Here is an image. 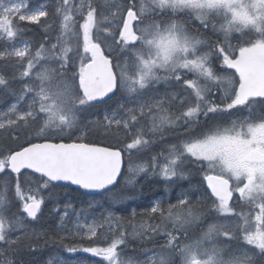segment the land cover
I'll return each instance as SVG.
<instances>
[{"label": "snow or ice", "instance_id": "1", "mask_svg": "<svg viewBox=\"0 0 264 264\" xmlns=\"http://www.w3.org/2000/svg\"><path fill=\"white\" fill-rule=\"evenodd\" d=\"M42 21L34 48L20 25ZM0 61L20 69L0 74L15 97L0 134L16 142L0 146V264H41L48 245L98 264H264V0H0ZM157 144L150 163L132 162ZM141 178L190 186L117 215ZM72 186L108 208L61 211L57 189ZM46 200L51 233L26 224ZM133 238L155 245L147 259L125 255Z\"/></svg>", "mask_w": 264, "mask_h": 264}, {"label": "trees", "instance_id": "2", "mask_svg": "<svg viewBox=\"0 0 264 264\" xmlns=\"http://www.w3.org/2000/svg\"><path fill=\"white\" fill-rule=\"evenodd\" d=\"M40 0H30L32 5H35L39 2ZM49 2V0H47ZM49 23H51V21H49ZM43 25L44 22L42 21L41 24L37 25V24H28V23H24L21 24L20 26L24 29H26V35L25 38L26 39H30L33 42V47L35 48V46H37L39 43L43 42L45 39V33L43 31ZM50 35H55V31H53L52 33H50ZM207 35H211V33H207ZM54 42V41H52ZM236 41L233 40V43H235ZM7 62L6 61H0V74L5 75V77H10L13 72H18L20 69H14L12 67H3V65H5ZM11 87L15 88V89H19L20 87V81L16 80L15 82L11 83ZM11 100H15V97L12 95H8L4 92V90L2 88H0V105H4L7 102L11 101ZM112 101H108V104H112ZM105 105H98L97 108L98 109H103L105 108ZM7 135V133H3L0 134V146H15L14 141L12 140H7L5 141L4 137ZM95 137H93L94 139ZM155 147V146H154ZM153 147V148H154ZM152 148V149H153ZM152 149L144 152V153H140V154H134L133 155V163L136 162L138 163L139 160H145V158L147 159V161L150 163V156L151 154H153ZM160 182L161 180L159 179H150V180H144L143 178L140 179V183L137 184L135 186L134 189L132 188H126L124 189L125 194L128 195L129 197H131L130 199L126 200L123 204H117L115 205L111 210L116 212L117 215L126 217V218H130L131 212L133 210H135L137 213H141L143 212L146 208L150 207V203L156 199L161 193V187H160ZM163 184H165L163 182ZM120 187L123 188L124 184H123V180H120ZM167 197H170L171 193H172V185H168L167 186ZM166 190V188H165ZM57 191H62V195L59 198V204L61 206V208L63 209V205L67 202H71V205H73L75 210H80L82 207L87 208L89 203H91L92 208L94 210H96L97 212H99L100 210L103 211V209H101L100 207H98V205L100 204H104V208H108V204L103 202L102 198L100 196H92L86 193H83L75 188H64L63 190L57 189ZM9 197H12V193L9 192ZM87 198V200L82 201V198ZM52 201H50L51 203ZM13 206H15V208H13ZM49 206V205H48ZM47 206V207H48ZM55 206V203H54ZM47 207L45 209H47ZM50 207V206H49ZM51 208V207H50ZM52 209V208H51ZM18 210V206L16 201L13 199L12 200V208L11 211L14 212ZM47 216L44 215L43 212V216H41L42 220L39 222L38 226L33 225L34 227H30V229H35L37 231H41V230H45L48 231L49 233H51L52 229H54L55 225H56V219H57V213H55L53 215V209L52 210H46ZM141 219L140 216H137L136 220L139 221ZM145 219H147L145 217ZM158 220H149V223H158ZM126 232L131 233L132 231V227L131 225H127L124 229ZM162 243V241H160ZM65 243H70V241H65ZM40 244L43 245L44 244V240L41 239L40 240ZM148 248L151 249L153 247H155V245L153 243H147V242H142L138 239H131L129 241V246L128 248H126L124 250L125 255L128 257H134L137 258L139 260H145V258L147 257V255L142 254L140 249L141 248ZM54 253L57 254H64V255H68V253L64 252L63 249L59 248V246H45L43 248V255L42 256H37L35 257V259L41 261V264H43V261H45V259L47 260L48 257L52 256ZM5 255H8V253H6ZM82 258L83 257H87V258H91L92 256L90 255H86L84 253H81ZM2 258V257H0ZM13 259H16V257H12ZM30 257H25V259H29ZM178 264V262H177Z\"/></svg>", "mask_w": 264, "mask_h": 264}, {"label": "rangeland", "instance_id": "3", "mask_svg": "<svg viewBox=\"0 0 264 264\" xmlns=\"http://www.w3.org/2000/svg\"><path fill=\"white\" fill-rule=\"evenodd\" d=\"M29 2H30V0H29ZM42 3H48V1L47 0H40L37 4H35V5H32L31 4V2H30V5L31 6H37L38 4H42ZM161 90H163V87H162V89ZM15 100H13V102H14ZM12 102V103H13ZM104 109V108H103ZM3 111V109L0 111V112H2ZM152 152L153 153H159L158 152V149L156 148V147H154L153 149H152ZM145 161H147V159L145 158ZM172 185V190L174 191V189H175V196H178L179 195V192L181 191V190H178V189H176L175 187L176 186H174V184H171ZM124 188V187H123ZM156 199H160L159 197L158 198H156ZM156 199H154V200H156ZM84 200H87V198H82V201H84ZM103 202H104V200H102ZM47 205H49L52 209L54 208V202L52 201L51 203H50V201H48V200H46L45 201V204L42 206L43 208H42V213L44 212V215L45 216H47V213H46V210L48 209V210H52L49 206L47 207ZM18 206V205H17ZM73 206V205H72ZM150 206H151V203H150ZM47 207V209H45ZM74 208V207H73ZM61 211H63V209H61ZM75 211H79V209L78 210H75ZM102 210H100L99 212H97L96 210H94V215L95 216H99V213L101 212ZM14 212H16L17 214H21V213H19V209L17 210V211H14ZM55 213H53V215H54ZM69 219L71 220V219H74V216L72 215V213H71V211H70V214H69ZM56 221L58 222V215H57V219H56ZM56 222V223H57ZM85 222H91V217H89V220L88 221H85ZM31 223H37V222H31ZM57 255V253H54L52 256H56ZM62 259H64L66 262H67V264H98V261L101 259V258H97V257H93L91 254H86V255H90V256H92L91 258H87L86 256L85 257H83L82 258V255H81V253H76V254H68V255H64V254H58ZM49 258V257H48ZM47 258V259H48ZM145 259H147V257L145 258Z\"/></svg>", "mask_w": 264, "mask_h": 264}, {"label": "flooded vegetation", "instance_id": "4", "mask_svg": "<svg viewBox=\"0 0 264 264\" xmlns=\"http://www.w3.org/2000/svg\"><path fill=\"white\" fill-rule=\"evenodd\" d=\"M5 110H6V108H5ZM0 111H1V108H0ZM168 142L171 143V142H174V141H173V140H169ZM155 147L158 149V152H160V151L163 150V145H162V144H157ZM142 161H145V160H139L138 163H140V162H142ZM159 163H163L162 158L159 159ZM191 171H192V176L190 177V179H191V184H192V185H195V186L198 187V186H199V182H200V180L202 179V174H198V173H196V171H195L194 168H193ZM179 183H180V185H182V188H183V189H187V188H189V186H190V185H189V182H188L187 180H185V181H180ZM174 186H176V187H175L176 189H178V190H182V188H181L180 186H178V185H176V184H174ZM160 187H161V191H162V193H161L158 197H159L160 199L163 198L165 204H167L170 200H171L172 202H175V201H174V198L176 197V196H175V189H174V191L172 190V193H171L170 197H167L166 190H165L166 185L163 184L162 181L160 182ZM167 189H168V188H167ZM158 197H157V198H158ZM233 199L236 200L235 195H234ZM234 207H236V210H237L238 212H240V211H243V212H247V211H249V209H248L247 206H244V205H242V204L239 203V202H237V204H235ZM37 226H38V224H37Z\"/></svg>", "mask_w": 264, "mask_h": 264}, {"label": "water", "instance_id": "5", "mask_svg": "<svg viewBox=\"0 0 264 264\" xmlns=\"http://www.w3.org/2000/svg\"><path fill=\"white\" fill-rule=\"evenodd\" d=\"M118 179H119V178H118ZM72 187L77 188V186H72ZM77 189H78V188H77ZM81 191L87 193L85 190H81Z\"/></svg>", "mask_w": 264, "mask_h": 264}, {"label": "bare ground", "instance_id": "6", "mask_svg": "<svg viewBox=\"0 0 264 264\" xmlns=\"http://www.w3.org/2000/svg\"><path fill=\"white\" fill-rule=\"evenodd\" d=\"M46 260V259H45Z\"/></svg>", "mask_w": 264, "mask_h": 264}]
</instances>
